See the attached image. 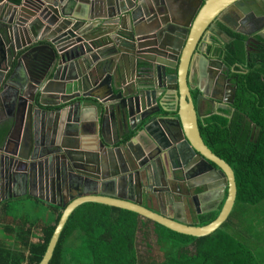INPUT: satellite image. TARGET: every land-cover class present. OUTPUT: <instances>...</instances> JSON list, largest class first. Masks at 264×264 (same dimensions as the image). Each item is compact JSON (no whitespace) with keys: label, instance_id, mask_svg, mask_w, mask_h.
Returning <instances> with one entry per match:
<instances>
[{"label":"water","instance_id":"95a60500","mask_svg":"<svg viewBox=\"0 0 264 264\" xmlns=\"http://www.w3.org/2000/svg\"><path fill=\"white\" fill-rule=\"evenodd\" d=\"M176 1L188 22L178 23L166 0H0V203L27 194L63 209L39 264L49 263L83 203L192 237L229 216L234 174L200 137L201 101L193 104L188 73L200 40L230 10L253 17L261 33L264 0ZM246 37L247 46L258 44ZM207 200L217 217L191 225L185 210L199 216L198 202Z\"/></svg>","mask_w":264,"mask_h":264},{"label":"trees","instance_id":"16d2710c","mask_svg":"<svg viewBox=\"0 0 264 264\" xmlns=\"http://www.w3.org/2000/svg\"><path fill=\"white\" fill-rule=\"evenodd\" d=\"M224 31L228 42L208 51L236 71L230 76L232 112L205 117L198 130L234 174L236 198L227 219L210 235L192 237L131 211L83 203L68 217L48 264H264V42L248 52L246 36ZM252 126L259 129L256 139ZM62 210L49 205L37 235L27 221L5 228L0 264H39ZM219 210L203 215L197 226L213 221Z\"/></svg>","mask_w":264,"mask_h":264},{"label":"crops","instance_id":"0c3cea01","mask_svg":"<svg viewBox=\"0 0 264 264\" xmlns=\"http://www.w3.org/2000/svg\"><path fill=\"white\" fill-rule=\"evenodd\" d=\"M6 3H8L10 5H16L17 4L11 0H6ZM166 3L170 6L171 13L175 17V20L178 23L179 22L180 23H186L189 21V19H188L189 14L183 15V11L181 9L182 4L178 3L176 0H166ZM247 5H249V3H247ZM223 15H224V19L221 22L223 24H221L220 22H216L218 25L221 24L224 27H227V28L231 29L232 31H235L238 33H242L245 30V31L253 34V36L255 35V38L256 37H258V38L264 37V28L262 29L261 33L260 32L256 33V28H254V25H251L249 20H251L253 17H251V16L248 17V15H243V13H241L238 9L230 10L228 13H225ZM257 15L260 17H263L258 12H257ZM245 19L247 21H244ZM242 22H244L243 25L241 24ZM214 26H215V24H214ZM215 27L212 28V31H213L212 33L216 32ZM143 28H145L147 30L148 28H150V26H146V27L144 26ZM213 35H214L213 37H217V33L213 34ZM208 44L209 43H206V45H208ZM126 72L127 73L129 72L128 67L126 69ZM171 94H173L175 96V92H171ZM167 102L172 103V100H169ZM168 115L171 117L174 116V114H172V113L168 114ZM111 120L113 122V117ZM110 133H111V139L115 143V146H121V144H122L121 141H124V140L121 139L120 137H117V135L115 134V129L112 127L111 124H110ZM119 140H121V141H119ZM116 141H118L120 143H117ZM169 181H170V179H169ZM38 200L39 199L33 198V197L26 194L23 196L17 195L16 197H12V198L5 200V201L0 203V240H3V237H4L3 232H4L5 228H7V227L15 228L18 225H20L26 221L29 224H35L34 229H35V234L37 235V233L39 231V227L43 226V221L46 220V215L48 214V206L50 205L49 203H46V202L40 201V200L39 201L42 203H38L37 202ZM142 205L151 211H154V212L159 211V207L156 204V202L150 201L148 198L142 199ZM220 205L221 204L219 202V206ZM207 206H208V200L206 202H203V201L198 202V211L201 214L199 216H196V215H194V210L187 211L184 209L186 211V213H184V217L186 218V220H188V222L191 225H193V226L198 225L200 223V218L203 215L214 212V211H206L207 209L205 207H207ZM5 208L7 210L5 213H7V214H5L3 212V209H5ZM217 209H218V207H217ZM179 210H181V209L179 207H177V210H176L177 212H175V215L181 217ZM15 211H18L17 217L16 216L14 217V215H13V213ZM48 222H49V219H47V223Z\"/></svg>","mask_w":264,"mask_h":264},{"label":"flooded vegetation","instance_id":"af4514ba","mask_svg":"<svg viewBox=\"0 0 264 264\" xmlns=\"http://www.w3.org/2000/svg\"><path fill=\"white\" fill-rule=\"evenodd\" d=\"M224 19V15L218 18L215 21V28L216 32L215 33H210L209 35H205L199 42L197 49H196V56L192 60V63L190 65V70H189V78H190V95L191 99L193 101V104L195 105V102L197 101V98L200 97V117L198 119L199 121H202L205 117L219 113L220 111H231V105H226L224 101H228L231 98V95L234 93L235 96V86L233 84V81L231 79V75L236 73L234 71V68L231 69H226L220 59L214 55L213 53H210L208 51L209 47L211 45H215L220 49V45L223 43L228 42L229 38L224 31L229 30L232 31L231 29L224 27L222 20ZM261 23H258V25H263L264 19H260ZM216 22H220L221 24L218 25ZM244 22L241 24L243 25ZM235 32V31H232ZM217 33V37H213V34ZM238 33V32H235ZM247 32L244 30L242 33H238L244 36H246ZM250 37L256 41L259 45L263 43V41H260L258 37L255 38V35L250 33ZM227 39V40H226ZM247 41V37H246ZM245 41V44H246ZM217 43V44H214ZM206 43H209L206 45ZM246 45V50L248 52H251L254 50L259 45ZM198 54H203L205 58L208 60V63L204 65L201 63L199 59ZM203 69L202 73L205 72L204 77L201 78L200 76V66ZM242 69V68H241ZM205 70V71H204ZM243 70V69H242ZM234 101V100H233ZM252 134H254V137L256 139V131L255 128L252 127ZM198 207V206H197Z\"/></svg>","mask_w":264,"mask_h":264},{"label":"rangeland","instance_id":"374dc122","mask_svg":"<svg viewBox=\"0 0 264 264\" xmlns=\"http://www.w3.org/2000/svg\"><path fill=\"white\" fill-rule=\"evenodd\" d=\"M17 214H18V211H15L14 213H13V215H14V217L16 216L17 217ZM26 217V216H25ZM236 220V219H235ZM236 223V222H235Z\"/></svg>","mask_w":264,"mask_h":264},{"label":"bare ground","instance_id":"6f19581e","mask_svg":"<svg viewBox=\"0 0 264 264\" xmlns=\"http://www.w3.org/2000/svg\"><path fill=\"white\" fill-rule=\"evenodd\" d=\"M193 231V230H192Z\"/></svg>","mask_w":264,"mask_h":264}]
</instances>
